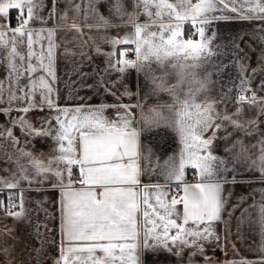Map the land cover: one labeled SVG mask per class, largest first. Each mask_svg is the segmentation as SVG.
<instances>
[{
	"label": "snow or ice",
	"instance_id": "snow-or-ice-1",
	"mask_svg": "<svg viewBox=\"0 0 264 264\" xmlns=\"http://www.w3.org/2000/svg\"><path fill=\"white\" fill-rule=\"evenodd\" d=\"M60 3L0 0V67L8 81V107H0V112L24 114L10 116L11 126L0 128V161L9 165L0 169L8 173L0 177V196L7 193L0 198V215L14 221L13 227H0V264H44L46 246H57L54 230L46 223L54 218L44 207L47 198L33 202L25 196L29 190L45 191V184L60 190V241L57 255L48 257L52 264H162L161 257L171 264H213L208 249L226 250L230 243L234 252H238L237 243L248 245L247 251L257 258L241 257L226 264H264V187L251 189L234 204L229 187L264 185V0H64L63 8ZM10 10L18 11L15 27ZM70 12L72 22L65 24ZM235 20L249 22L245 35L254 37L259 48L243 37H233L228 45L233 66L240 67L235 111L229 112L219 108L226 98L218 101L208 94L211 81L205 66L213 65L220 55L221 45L211 26ZM53 21V27H32ZM185 23L195 29L186 39ZM84 27L105 33L101 44L110 45L111 50L105 52L96 44L94 52L106 57L105 66L93 69V84L85 83L89 73L73 68L76 83L115 96L114 83L106 78L116 73L123 83L134 70L143 81L134 105L116 96L113 104L69 108L51 98L54 91L59 95L54 89L59 56L77 55L67 46L73 41H66L64 52L59 53L54 38L60 31L76 33L74 40L82 38ZM110 31L124 35L110 37ZM86 45L81 40V63L93 58L84 51ZM132 51L134 59L129 58ZM250 53L256 55L257 67L248 71ZM169 64L179 69V85L168 86L166 73L153 71L154 65L164 71ZM216 67L225 71L228 65ZM201 71L205 74L194 81L197 90L183 91L184 81ZM125 94L132 96L127 85ZM161 94H167L171 103L152 105L145 116L147 98ZM4 95L5 81L0 80V105ZM14 102L24 106L13 109ZM45 107L49 115L27 118L34 109L43 112ZM106 108L116 109L115 119L104 116ZM165 108L170 117L164 115ZM133 109L140 113L139 119ZM162 126L177 133L182 148L178 161L176 156L163 164L157 160L153 169L151 149L141 143V137L159 136ZM16 127L24 136L23 144L14 134ZM32 139L43 140L49 151L36 152ZM221 143L223 155L217 154ZM145 150L148 155L143 154ZM189 165L199 177L195 184L184 178ZM77 167L79 187L73 181ZM150 169L163 182L141 186V176ZM246 174L247 180L238 179ZM173 184L183 195L170 193ZM249 198L252 202L244 208Z\"/></svg>",
	"mask_w": 264,
	"mask_h": 264
},
{
	"label": "crops",
	"instance_id": "crops-1",
	"mask_svg": "<svg viewBox=\"0 0 264 264\" xmlns=\"http://www.w3.org/2000/svg\"><path fill=\"white\" fill-rule=\"evenodd\" d=\"M79 2V0H78ZM50 7V4H49ZM64 7V0H61L60 8ZM102 10H104L102 8ZM47 15V11H45V16ZM18 16L17 10H10L9 12V18L11 19V24L13 26V23L17 21L16 17ZM73 14L70 12L68 14L67 21L65 24H71L72 22ZM143 17H141V20L143 21ZM91 23V21H89ZM53 23H49L47 25H41L39 23L33 25L32 27L39 29L41 27H53ZM64 26V25H62ZM14 27V26H13ZM183 31L185 32V39L188 35H191L195 32V29L192 27L190 23H185ZM249 22L247 21H240L235 20L229 22V24H225L223 21H218L215 24L211 26L210 32H215L217 34L216 43L218 45H221L220 48V55L219 58L214 61L213 65H206L207 72L210 77V90L208 94L214 98H216L218 101L222 98H226L225 102L220 103L219 108L221 111L227 110L229 112H234L235 108L233 106V98L236 95L237 86L239 85V72L240 67L239 65L233 66L232 64V58L233 53L231 49L228 47L231 39L233 37H236L239 39V37H243L244 41L249 44L251 47L259 48V45L257 44L254 37H251L249 35H245L246 32H249ZM210 34V33H209ZM102 35H105V33H100L96 31L89 32L87 27H84L83 36L82 38L74 40V37L77 36L74 32H67V31H60L57 36L54 38L55 42L59 45V53L64 52L65 48V42L66 41H73V43L68 44L67 46L70 48H74L77 55L76 57H64L63 55L59 56L58 64L56 67L57 71V83L54 85V89L59 90V95L57 96L56 92L54 91L52 94V99L55 103H58L62 107H75L78 104H91L94 106H98L100 103H106V104H113L116 102V96H119L121 98L120 102L125 104H135L136 101L139 99L138 96H135V92L137 90V87L139 84H142L143 81L139 80L136 77V74L134 70L131 72V75L128 76L126 80L123 81V83L119 82V78L116 73H112L110 77H107L106 79L110 83H114V87L112 88V92H114L116 95L108 94V93H97L95 89H88V88H81L79 83H76L77 76L72 74L73 68L78 69L81 72L89 73L90 75L86 79V84H93L96 81V76L91 75L93 72V69H101L104 65V60L106 57L104 56H97L94 52V48L96 44H101L100 37ZM108 36H123L124 33L120 32L117 33L115 31H110L107 33ZM89 37H92L93 39H89ZM195 39H199V36H196ZM81 40L86 41L87 45L84 48L85 52H88L92 55L91 62H88L87 58L84 59V61L80 62V56L79 53L81 51L79 44ZM41 43H44L46 46V41H41ZM40 44L36 45L37 51L39 50ZM101 47L103 51L107 52L111 50V46L108 44H101ZM134 47V46H133ZM241 47H244V44H241ZM251 60L250 67L248 68V71H251V68L257 67L256 63V55L254 53H250ZM129 58H135V52L132 51ZM175 63V61H173ZM216 65H220L223 67V65H228L227 70L225 71H219L217 70ZM153 71L156 73V75H165L167 78V84L168 86H171L173 84L179 85L180 81L178 78V72L179 69H173L172 64H169L167 69L164 71H157V66H153ZM67 73V74H66ZM205 73L201 71L195 76H190L187 80L184 81V88L183 91L192 90L195 92L198 88V85L194 83L195 80L200 79ZM6 71L3 67H0V80L5 81V95H4V102L0 107H8V96H7V88H8V81L6 79ZM26 83V81H24ZM258 82V81H257ZM125 85L129 87V89L132 91V96L125 94ZM135 97V98H133ZM36 102L39 103L40 96L37 94L35 96ZM164 103H171V100L167 94H161L159 98L156 96H150L147 98V101L145 103L144 107V115L148 116L149 108L152 105L155 104H164ZM24 106L21 104H16L15 102L12 104V108L16 109L17 107ZM133 113L137 115V118H140V113L138 110L133 109ZM163 113L166 117H170L171 113H169L168 109L165 108L163 110ZM19 115H24L23 113H18L17 111L13 110L11 113H4L0 112V128L4 126H11L8 124L9 117L16 118ZM49 115V110L45 107L43 112H40L38 110H33L32 112L27 114V118L29 120H33V118H39L40 116H47ZM104 116L108 119H115L116 117V109L114 108H106L104 110ZM264 119V117H262ZM137 128H140V125H137ZM14 134L20 139L21 144L24 143V136L21 133L19 127H16L13 129ZM160 135L159 136H149L145 134L141 137V143L143 145H146L147 148L151 149V161L153 163V169L155 168L156 161L159 160L160 164H163V162L168 159L171 156H176L177 161L179 159V153L182 148V145L180 143L179 136L175 131H173L171 128H164L161 127ZM31 139V138H30ZM246 142H254V141H246ZM48 143L50 144L51 141L49 140ZM32 146L35 148L36 152H45L47 153L49 151L48 144H46L43 140H36L32 139ZM223 143L219 145L217 148V154L223 155ZM31 150V147L28 149ZM144 155H148L147 150L143 153ZM142 163L147 164V161H142ZM9 165L7 163H4L0 161V169L8 168ZM75 170L79 171V168L77 167ZM8 173L5 171H0V177L7 176ZM184 178L187 183L189 184H195L198 182L199 177L197 175V172L195 169H193L190 165L186 166L185 168V174ZM238 179L247 180V174L243 177H239ZM157 182L162 183V179L158 180L157 176L153 174V170H149V173L147 175L141 176V186L144 184H155ZM76 187H79L78 183H75ZM25 188H27V185H24ZM36 186L33 185V189ZM233 190V196L231 197V203H237L238 198L240 196H248V193L251 191V189L256 188L259 189L261 187H264V185L259 183H244L242 186H229ZM43 188L45 191L37 192L34 190H29L25 193L26 199L29 201H36V200H45L47 198L46 202L44 203V207L48 209V211L52 214L54 217L53 219H50L46 221L49 228L53 229V235L56 238L57 246L59 245L60 236H59V198H60V190L59 189H52L49 184L43 185ZM177 187L175 184H173L170 188V193L174 194V190H176ZM180 190V189H179ZM181 194L182 190H180ZM7 193H4L3 196H0V198H6ZM256 198L259 199V193H257ZM251 198L248 199L247 203L244 204V208H247L249 204H251ZM30 207L32 205H29ZM182 211V205L178 206ZM35 215V214H34ZM237 217L240 216V211H237L235 213ZM40 219L42 222L44 221L43 213L40 214ZM35 222V221H33ZM13 227L14 221L11 218H5L2 215H0V227ZM220 228L223 229V225H220ZM235 220L232 222V232L235 233ZM21 234H24V229L21 228L20 230ZM233 240H235V236H233ZM248 243L252 244L253 241L251 238L248 239ZM47 247L46 252V258L44 260V264H52L51 258L48 257H55L57 255L56 247ZM248 245L237 243L236 249H238V252H234L233 248L231 246V243L227 247L226 250H215L214 248L208 249V255L212 258L213 264H226V261L230 260H239L241 257H245L248 259H256L257 255L253 252L247 251ZM17 255H19V250L17 251ZM162 264H171L170 261H163V257H161ZM35 264V261L33 262Z\"/></svg>",
	"mask_w": 264,
	"mask_h": 264
},
{
	"label": "built area",
	"instance_id": "built-area-1",
	"mask_svg": "<svg viewBox=\"0 0 264 264\" xmlns=\"http://www.w3.org/2000/svg\"><path fill=\"white\" fill-rule=\"evenodd\" d=\"M13 26L14 27L17 26V21L13 23ZM78 177H79V171L78 170H74V172H73V181H74V184L75 183H78V179H77ZM177 191H180V190L179 189L174 190V194ZM180 194H181V192H180Z\"/></svg>",
	"mask_w": 264,
	"mask_h": 264
}]
</instances>
